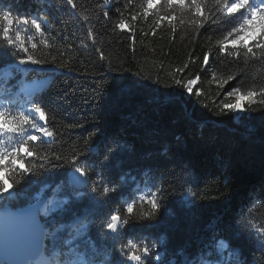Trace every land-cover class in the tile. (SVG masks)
Listing matches in <instances>:
<instances>
[{"label": "trees", "instance_id": "1", "mask_svg": "<svg viewBox=\"0 0 264 264\" xmlns=\"http://www.w3.org/2000/svg\"><path fill=\"white\" fill-rule=\"evenodd\" d=\"M143 2L132 0L134 7L130 10L125 7L127 0H74L77 8L73 10L66 0H0V11L11 7L14 18L29 15L31 19L39 10L48 21L46 27L42 25L44 35L18 23L13 24L11 34L15 39V32L19 31L29 54L35 58L52 61L55 57L57 65H65L46 66L44 72L19 71L11 64L0 66V97L6 91H16L27 101L47 90L54 102V112L46 111L49 117L56 116L51 127L63 135L41 152L50 147L70 157L72 149L82 148L83 138L95 128L104 133L105 143L116 139L127 149L108 184L109 187L117 184L119 189L104 198L105 203L93 199L88 189L75 188L73 197L80 202L79 217L71 209L61 211L68 200L57 188L65 179L63 168H52L27 184L21 180L23 191L9 204L23 206L44 192L53 200L50 207L57 214L43 221L50 234L46 241L49 248L51 234L57 232L76 236L90 230L96 238L101 221L119 211L128 223L121 238L115 241V248L130 239L151 242L157 244L168 264H208L210 252L202 254L201 250L208 249L212 238H219L217 251L223 252L225 238L232 239L238 228L246 226L252 238L237 241L239 246L225 258L231 264H264V249L259 244L264 237L258 232L264 228V103H260L264 97L254 98L250 108L244 102L246 111L220 113L223 103L235 102L224 93L238 82L242 90L253 84L257 91L264 86V61L251 57L246 60L243 49L239 61L228 55L227 50L219 51L217 42L242 20L218 14L217 23L206 25L199 35L192 26L177 22L174 37L165 21L153 34L151 28L156 17L151 13L148 18L142 17ZM206 2L209 8L213 7L214 0ZM118 8L123 17L116 12ZM104 11L109 12L110 19L103 16ZM166 11L169 9L161 7V15ZM133 13L141 14L140 18L132 21ZM176 14L180 16L179 8ZM121 18L135 29L134 43L131 33L115 27ZM3 26L0 21V44H6L2 38ZM89 27L95 30V41L88 36ZM45 39L49 42L47 46L41 43ZM32 43L37 44L36 50L31 49ZM96 48L105 53V60L100 59ZM60 50L65 55L61 56ZM190 52L198 59L190 65L185 80L200 71L205 52L212 54L210 67L215 77L209 70L201 72L194 86L202 92L199 98L189 97L183 89L175 87L170 76L189 59ZM241 69L242 77L220 87L229 74ZM157 75L160 83L155 82ZM44 78L46 84L26 97L23 84ZM18 110L22 109L11 111L14 114ZM76 123L84 124V128L68 127ZM95 139L99 141L101 137ZM39 162L26 163L38 165ZM150 177L155 178L157 186L162 182L161 208L154 219L141 220L138 198L155 192ZM55 182L57 185L47 193ZM193 192L197 193L196 198L191 195ZM132 200H137V204L134 214L128 216L126 204ZM45 258L59 264V251ZM118 258L120 254L114 250L110 235L97 241V264H112Z\"/></svg>", "mask_w": 264, "mask_h": 264}, {"label": "snow or ice", "instance_id": "2", "mask_svg": "<svg viewBox=\"0 0 264 264\" xmlns=\"http://www.w3.org/2000/svg\"><path fill=\"white\" fill-rule=\"evenodd\" d=\"M66 2L73 10L77 8L74 0H66ZM125 7L131 10L134 7L132 0H127ZM161 7H166L169 11L161 15ZM177 8L180 9V16L176 14ZM141 9L143 18H148L150 13L156 17L151 28L153 34L166 21L173 37L177 32V22L181 26L186 24L192 26L196 30V34L199 35L200 30L204 29L206 25L210 26L217 23L218 14L226 15L229 19L242 20L227 32L223 40L217 42L220 45L219 51L225 53L227 50L228 55L233 56L235 61H239L240 50L243 49L246 60L251 57L257 61H264V0H214L212 8H209L206 0H144ZM205 9H208V15H205ZM116 12L123 17V12L119 8L116 9ZM103 16L108 19L111 18L108 11H104ZM140 16L141 14L133 13L131 20L136 21ZM185 16L188 17L187 20L184 19ZM0 21H3L4 24L2 38L3 41H6V44H0V66L11 64L15 65L19 71L31 70L33 72H36L37 69L44 72L46 66H65L63 64L57 65L55 57L52 61L35 58L34 54H29V48L21 40V33L16 31L15 39L11 34L13 24L18 23L26 28L30 26L38 35H44L42 25L46 27L48 21L41 17L39 10L32 15L31 19H29V15L14 18L13 9L8 7L6 10L0 11ZM115 27L121 31L127 30L131 33L130 39L133 43L135 42V29L131 28L125 19L121 18ZM256 29L259 31L256 32ZM87 31L88 36L95 41L94 28L89 27ZM41 43L46 46L49 44L47 39ZM229 45H231L230 50ZM68 48H71V45H68ZM31 49L36 50L37 44L32 43ZM95 50L101 60L106 59L105 53L100 48ZM59 54L63 56L65 52L60 50ZM211 55V52H205L200 71L185 80L184 76L190 71V65L198 59L194 53L190 52L189 59L182 66L176 67L174 72L170 74L174 86L183 89L189 97L195 95L199 98L202 92L194 86L198 84L201 72L211 71ZM160 67L163 69V62H161ZM140 74L139 71L136 73L137 76ZM177 74H180L179 78H177ZM211 74L215 77V71H211ZM243 75V69L235 74H229L220 83V87L223 88L230 81H237L238 77ZM155 82L160 83L159 75H157ZM224 95L226 98H234L235 102L223 103L220 106L221 114L246 111L248 109L245 108L244 102L247 101L250 108L254 98L264 97V86H260L257 91L256 85L253 84L247 90H242L238 82L237 86L231 87ZM260 103H264V100H261ZM53 104L54 102L48 96L47 90L38 95H33L32 99L27 100L25 104L15 100L13 92L6 91L5 95L0 97V137L3 138L0 139V208L5 209V211H7V206L11 200L20 197L23 191L21 180L27 184L34 177L40 176L52 168L64 169L65 179L57 185V188L68 197V200L64 202V209L61 211L71 209L77 217L80 215V212L77 211L80 202H77L73 197V191L77 186L88 189L92 198L100 199L101 204L106 202L104 198L119 189L117 184L112 187H109L108 184L112 182L111 177L116 174V168L127 149L116 139L105 143L106 137L98 128L83 138L82 148L72 149L70 157H65L50 147L46 152H41L42 148L63 135L61 131L51 127L56 122V116L49 117L46 109L54 112ZM12 109L22 110L13 114ZM68 127L84 128V124H70ZM98 135L101 137L99 141L95 139ZM34 160H39V164L26 163ZM17 176L20 179H17ZM93 176L96 177V180L92 179ZM149 182L155 187V192L150 191L139 196L138 200L141 205L139 218L141 220L154 219L161 208L160 201L164 192L162 182L157 186L154 177H150ZM89 185H91L90 188H88ZM216 190L219 191V188ZM191 195L194 198L197 197L195 192ZM136 204L137 200H132L126 204L128 216L134 214V205ZM56 214L55 208L48 204L43 206L31 205L17 214H10L14 215L16 221L15 246L12 252L6 248L4 253L6 258L0 259V264H57L56 260L45 258L57 250L59 251V264H97L95 259L97 241L107 238L109 234H111L114 250L120 254V258L114 260L112 264H168V261L157 250L156 243L136 242L130 239L127 243H121L118 248H115V241L121 238L124 225L128 223V220L122 217L119 211L112 212L111 215L101 221L96 238L91 236L90 230L86 233H77L76 236H72L71 233L57 232L51 234V248H49L46 241L50 234L45 230L46 223L42 224L41 221L50 215L55 217ZM258 232L261 237H264V228L258 229ZM251 238L252 233L247 230V227H241L236 230L232 239L225 238L226 244L223 245V252L217 251L216 244L219 238L213 237L208 249H202L201 253L210 252V255L207 256L208 264H231V261L225 257L239 246L236 242L247 241ZM259 244L264 249V239H261ZM36 257H41V259L37 260Z\"/></svg>", "mask_w": 264, "mask_h": 264}, {"label": "water", "instance_id": "3", "mask_svg": "<svg viewBox=\"0 0 264 264\" xmlns=\"http://www.w3.org/2000/svg\"><path fill=\"white\" fill-rule=\"evenodd\" d=\"M56 185L57 182H55L52 186H50L47 190V193L53 190ZM76 189H82V187L77 186ZM44 201L45 199L42 197V198H38L33 202L26 203L23 206H19V207H13L9 204L7 206V211H5V209L3 208H0V259L6 258L4 255L6 248L9 252L14 251L15 239H16L14 232L16 229V221L14 219V215H10V214H17L21 210L26 209L31 205L42 206ZM41 223L45 224L43 221H41ZM45 230L48 232L46 228ZM109 235L111 236V234Z\"/></svg>", "mask_w": 264, "mask_h": 264}, {"label": "rangeland", "instance_id": "4", "mask_svg": "<svg viewBox=\"0 0 264 264\" xmlns=\"http://www.w3.org/2000/svg\"><path fill=\"white\" fill-rule=\"evenodd\" d=\"M255 31H257V29H256ZM46 82H47V78L30 80V81H28V82H26V83L23 84V89H22V91L24 92V94H25L26 97H30L33 93H35V92L38 91L42 86H44V85L46 84ZM13 93H14V95H15V94H16V91H14ZM17 99H21V98L19 97V98H17ZM37 197H38V198H42V197H43V198L45 199V201H44V203L42 204V206H43L44 204H48L49 206H51V204L53 203V200H52L51 198L45 196V192L42 193V194H39ZM38 198H37V199H38ZM33 201H35V200H32L31 202H33ZM29 203H30V202H29ZM47 218H48V217H46L45 220H46ZM42 221H44V220H42ZM36 259L39 260V259H41V257H37ZM204 263H206V262L204 261ZM170 264H181V263H170Z\"/></svg>", "mask_w": 264, "mask_h": 264}]
</instances>
